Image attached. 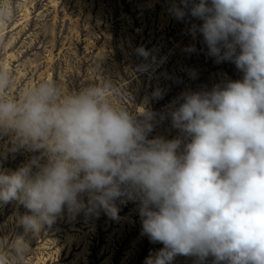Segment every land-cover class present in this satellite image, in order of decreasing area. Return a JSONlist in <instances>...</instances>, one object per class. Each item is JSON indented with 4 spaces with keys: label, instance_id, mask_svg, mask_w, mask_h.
<instances>
[{
    "label": "clouds",
    "instance_id": "clouds-1",
    "mask_svg": "<svg viewBox=\"0 0 264 264\" xmlns=\"http://www.w3.org/2000/svg\"><path fill=\"white\" fill-rule=\"evenodd\" d=\"M172 12L202 20L209 55L243 72L182 94L170 116L183 138H149L155 114L144 104L130 111L129 93L107 76L76 90L45 80L16 94L12 71L0 65V138L11 151L38 153L0 170V205L27 210L16 221L23 232L0 238V264H24L27 238L65 209L118 220V200L138 201L142 235L163 245L145 264L176 256L264 264V0H180ZM14 17L11 0H0V27Z\"/></svg>",
    "mask_w": 264,
    "mask_h": 264
},
{
    "label": "rangeland",
    "instance_id": "rangeland-1",
    "mask_svg": "<svg viewBox=\"0 0 264 264\" xmlns=\"http://www.w3.org/2000/svg\"><path fill=\"white\" fill-rule=\"evenodd\" d=\"M11 3L14 20L0 27V65L13 73V92L53 79L62 80L67 90H76L107 76L129 93L123 103L130 111H140L138 105L144 104L155 114L149 138H183L170 116L183 93L210 91L243 78L233 62H217L209 55L198 31L202 20L190 14L176 18L172 7L180 0ZM141 47L150 53L147 60L137 54ZM157 90L158 97L153 95ZM11 148L9 137L0 138V170H16L38 154ZM117 206L118 220L102 211L98 216L73 215L65 209L36 238H27L30 249L24 264H145L163 245L142 235L138 201L118 200ZM26 211L16 202L0 205V238L14 239L23 232L16 221ZM172 264L215 261L212 256L204 260L176 256Z\"/></svg>",
    "mask_w": 264,
    "mask_h": 264
}]
</instances>
